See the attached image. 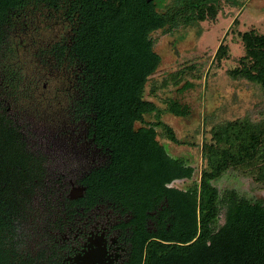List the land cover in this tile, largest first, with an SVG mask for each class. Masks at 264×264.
<instances>
[{
    "label": "trees",
    "instance_id": "16d2710c",
    "mask_svg": "<svg viewBox=\"0 0 264 264\" xmlns=\"http://www.w3.org/2000/svg\"><path fill=\"white\" fill-rule=\"evenodd\" d=\"M221 1L173 0L167 5L165 0H89L82 12L85 23L73 40L71 85L53 91L58 97L49 102L34 99L44 93L41 86L0 84V264H33L30 253L18 248L33 208L36 180L42 178L23 129L37 125L24 122L22 116L30 114L25 106L34 117L43 118L51 110L68 112L73 125L87 128L88 136L106 150L109 162L83 182L87 196H104L142 215L166 200L160 220L168 218L169 230L151 236L173 243L152 242L149 256L165 254L159 259L164 264H264V205L234 190L221 196L214 186L229 169L264 162V120L215 126L202 150L208 167L198 184L182 190L169 184L191 179L194 169L170 156L157 140L160 130L167 140L179 143L159 118L160 108L144 97L162 60L151 34L196 28L214 19ZM240 38L245 54L234 76L264 89V35L246 31ZM226 53L227 46L220 45L217 58ZM191 86L185 83L179 92ZM33 102L37 106L29 105ZM165 112L178 118L190 115L189 107L177 100L169 101ZM150 116L157 121L147 122Z\"/></svg>",
    "mask_w": 264,
    "mask_h": 264
},
{
    "label": "flooded vegetation",
    "instance_id": "af4514ba",
    "mask_svg": "<svg viewBox=\"0 0 264 264\" xmlns=\"http://www.w3.org/2000/svg\"><path fill=\"white\" fill-rule=\"evenodd\" d=\"M88 1L0 0V84L41 86L43 91L51 85H71L73 40L85 23L82 12ZM55 90L34 98L53 101L58 97L53 94ZM47 112V122L34 129L23 128L42 172L32 195L33 199L38 197V207L26 215V222L36 223L19 243L33 245V264H164L159 259L165 254L149 256L147 249L152 242L173 243L151 236L160 235L164 228L169 230L168 218L160 220L166 200L156 211L142 215L104 196H87L83 182L93 170L109 162L110 156L85 128V148L91 149L88 155L94 157L85 169L72 173L71 154L64 150H71L70 135L72 132L73 138L78 128L68 112ZM41 126L43 135L37 136ZM61 137L68 139L54 142Z\"/></svg>",
    "mask_w": 264,
    "mask_h": 264
},
{
    "label": "rangeland",
    "instance_id": "374dc122",
    "mask_svg": "<svg viewBox=\"0 0 264 264\" xmlns=\"http://www.w3.org/2000/svg\"><path fill=\"white\" fill-rule=\"evenodd\" d=\"M163 1L156 0L157 3ZM165 1L170 5L173 0ZM196 28L200 30V35L196 33ZM196 28L180 27L174 33L156 31L151 34L154 50L162 60L158 70L149 78L144 96L160 108L159 118L172 128L179 143L167 140L160 130L157 140L170 156L183 159L194 169L191 179L176 180L170 185L182 190L198 184L201 171L208 167L202 150L205 143L211 142L215 126L243 120L255 124L264 120V89L257 83L234 76L233 72L240 66L239 61L245 54L240 34L254 31L264 35V0H222L214 19L200 22ZM220 45L227 46V53L217 58ZM188 67L190 69L186 70ZM182 70L186 72L176 78L174 75ZM185 83L192 86L180 93L179 89ZM53 88L60 86L51 85L44 94L51 95ZM173 100L189 107L187 118L174 117L165 112L168 102ZM29 105L35 107L37 102ZM24 108L30 112L23 118L24 122L31 121L36 125L47 122L46 115H43L44 119L42 116L34 117L35 112L29 106ZM146 121L155 122L157 116L147 117ZM42 127L38 128L37 136L43 135ZM77 128L73 138L72 132L70 135L71 150H64L65 154H71L72 173L85 169L87 162L94 157L88 155L91 149L85 148V128L82 125ZM62 138L54 142L62 143L68 139ZM214 186L221 196L234 190L241 197L264 205V162L229 169L214 182ZM32 207H38V197L33 199ZM33 223L36 222L32 220L23 224L21 231H24V236L25 231L30 235ZM218 223H224L223 209ZM24 236L20 237V241ZM32 240L30 237L29 241ZM18 246L23 253H33L34 247L30 242Z\"/></svg>",
    "mask_w": 264,
    "mask_h": 264
},
{
    "label": "water",
    "instance_id": "95a60500",
    "mask_svg": "<svg viewBox=\"0 0 264 264\" xmlns=\"http://www.w3.org/2000/svg\"><path fill=\"white\" fill-rule=\"evenodd\" d=\"M149 1H150V0H149ZM83 191H84V188H81V189H80V192H82V193H83Z\"/></svg>",
    "mask_w": 264,
    "mask_h": 264
}]
</instances>
